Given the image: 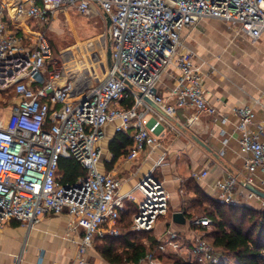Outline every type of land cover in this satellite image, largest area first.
Returning <instances> with one entry per match:
<instances>
[{
    "label": "built area",
    "instance_id": "1",
    "mask_svg": "<svg viewBox=\"0 0 264 264\" xmlns=\"http://www.w3.org/2000/svg\"><path fill=\"white\" fill-rule=\"evenodd\" d=\"M57 10L109 17L104 35L111 50L108 64L93 40L76 53L54 55L50 40L31 24H49ZM207 18L236 26L256 41L264 35V0H0V91L13 95L10 110L0 109V229L10 220L32 228L46 215L66 212L70 231L80 235L73 264H96L85 253L97 236L119 234L128 201L137 203L132 230H155L171 205L165 181L154 172L169 164V147L162 142L166 127H173L169 119L177 118L181 108L196 111L186 116L188 125L201 112L219 118L224 137L219 156L229 147L225 125L231 120L207 98L205 62L185 41V32ZM78 59H84L81 67H76ZM103 66V78L93 83ZM255 104L264 110L261 98ZM254 105L232 110L236 152L244 165L242 172L212 184L211 196L220 203L264 207V198L242 184L244 179L264 189V122L256 121ZM109 124L116 132L130 131L128 161L163 149L125 193L120 178L100 169V142ZM62 157L77 159L86 175L62 182ZM209 172V167L194 166L189 178L202 180ZM211 223L202 216L190 218L183 231L168 226L139 263L164 264L162 255L173 253L190 264H228L230 256L209 241L206 230L194 227Z\"/></svg>",
    "mask_w": 264,
    "mask_h": 264
},
{
    "label": "crops",
    "instance_id": "2",
    "mask_svg": "<svg viewBox=\"0 0 264 264\" xmlns=\"http://www.w3.org/2000/svg\"><path fill=\"white\" fill-rule=\"evenodd\" d=\"M185 41L197 52L199 61L205 62L206 96L222 113L229 116L231 123L225 128L230 141L226 154L219 156L224 138L219 134L221 122L219 118H213L205 112L199 113L198 120L191 125L186 123V116L195 114L193 108H181L177 118L169 119L173 127H166L162 140L163 145L169 147V164L156 167L154 172L165 181L171 194V205L169 213L159 219L152 231L157 238L168 226L186 230L190 221L187 213L199 217L191 209V200L196 194L190 187L189 175L194 166L209 167L210 172L205 179L192 182L210 196L212 184L216 180L229 173L242 172L244 160L236 152L238 133L234 131V122L237 118L232 110L243 104L254 105L255 98H261L264 104V35L253 41L239 32L236 26L217 18H207L185 32ZM170 85L167 82V86ZM164 91L161 90L162 93ZM254 106L256 121L264 122L263 106ZM124 133L131 137L130 131ZM116 134L114 124L107 125L100 142L103 148L100 169L120 178L121 191L125 193L154 166L163 149L155 150L148 158L147 153H143L132 161L126 160V155L114 159L109 146ZM194 136L205 142L211 150L200 144ZM180 177L186 181L182 183ZM181 187L184 188L183 194L180 192ZM136 209V202H127L125 212L130 211L131 220ZM179 211L186 217L183 224L173 221V213ZM68 220L66 212L46 215L32 228L17 223V220H10L0 229V264H73L78 256L80 235L70 231ZM84 257L96 264H114L99 253L95 243Z\"/></svg>",
    "mask_w": 264,
    "mask_h": 264
},
{
    "label": "trees",
    "instance_id": "3",
    "mask_svg": "<svg viewBox=\"0 0 264 264\" xmlns=\"http://www.w3.org/2000/svg\"><path fill=\"white\" fill-rule=\"evenodd\" d=\"M133 148V139L124 132H117L110 143V150L114 159L126 155ZM58 173L62 182H74L78 177L86 175V169L74 157H62L59 162ZM195 197L191 200V209L198 207L194 213L211 219L213 229L207 231V238L218 249L228 256L235 258L240 264H264V208H255L246 204L232 205L218 202L206 193L199 185L192 184ZM192 218V213H187ZM130 211H122L118 221L119 228L131 225ZM21 224V222H17ZM141 233L149 234L147 240L137 241L135 238ZM140 237V236H139ZM100 241V244L97 242ZM157 237L152 231L127 230L117 235L106 233L98 236L95 247L109 262L114 264L139 263L147 251L156 247ZM166 264H190L173 253L162 255ZM196 264V263H193Z\"/></svg>",
    "mask_w": 264,
    "mask_h": 264
},
{
    "label": "rangeland",
    "instance_id": "4",
    "mask_svg": "<svg viewBox=\"0 0 264 264\" xmlns=\"http://www.w3.org/2000/svg\"><path fill=\"white\" fill-rule=\"evenodd\" d=\"M107 19L101 13L94 14L93 16H85L79 14L73 10H57L54 14V19L49 24H31V28L37 31L43 32L50 40L54 55L59 56L60 52L73 51L76 53L79 47L84 42L93 40L97 46L99 56L104 65L108 64L109 54H108V44L105 35ZM84 59H78L75 62L76 67H81L83 65ZM97 77L93 79V83L99 82L104 76V66L103 70L97 68ZM13 102V95L9 92L0 91V109L3 108L4 111H9L11 103ZM194 185V183H192ZM249 206L259 205L255 202L247 203ZM194 211H198L197 206H193ZM264 208V207H262ZM121 232H126L127 230H132L131 225H120ZM212 226L208 227L211 231ZM135 232V231H134ZM154 234V233H153ZM149 234L141 233L136 236L137 241L147 240ZM155 235V234H154ZM101 242L98 241L97 244ZM96 245V244H95ZM228 264H240L235 258L230 257L228 259ZM168 261L164 260V264Z\"/></svg>",
    "mask_w": 264,
    "mask_h": 264
},
{
    "label": "water",
    "instance_id": "5",
    "mask_svg": "<svg viewBox=\"0 0 264 264\" xmlns=\"http://www.w3.org/2000/svg\"><path fill=\"white\" fill-rule=\"evenodd\" d=\"M107 22L108 24L110 23V19L109 17H107ZM108 54H109V59L111 58V50H110V45L108 46ZM151 103H153L151 100H149ZM194 138L203 146H205L206 148L210 149L209 146L203 142L201 139L197 138L196 136H194ZM242 184L251 192L257 194L258 196L264 198V189L260 188L258 186H255L253 184H251L250 182L246 181V180H242ZM173 221L176 223H185L186 222V217L185 214L183 212H175L173 213Z\"/></svg>",
    "mask_w": 264,
    "mask_h": 264
}]
</instances>
